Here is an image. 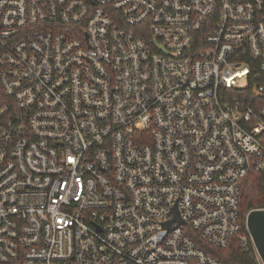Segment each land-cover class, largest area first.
<instances>
[{
  "label": "built area",
  "instance_id": "obj_1",
  "mask_svg": "<svg viewBox=\"0 0 264 264\" xmlns=\"http://www.w3.org/2000/svg\"><path fill=\"white\" fill-rule=\"evenodd\" d=\"M252 170L264 0H0V264H226Z\"/></svg>",
  "mask_w": 264,
  "mask_h": 264
},
{
  "label": "trees",
  "instance_id": "obj_2",
  "mask_svg": "<svg viewBox=\"0 0 264 264\" xmlns=\"http://www.w3.org/2000/svg\"><path fill=\"white\" fill-rule=\"evenodd\" d=\"M240 89L234 88L232 92H238ZM242 92V91H241ZM240 92V93H241ZM239 193V211L244 215L249 209L264 207V173L255 170L247 173L240 180ZM245 233V227L241 230ZM196 242L212 255H216L226 264H257L256 254L251 241L248 243V250H245L238 237L231 236V240L226 247H212L206 241L199 237L198 232H192Z\"/></svg>",
  "mask_w": 264,
  "mask_h": 264
},
{
  "label": "water",
  "instance_id": "obj_3",
  "mask_svg": "<svg viewBox=\"0 0 264 264\" xmlns=\"http://www.w3.org/2000/svg\"><path fill=\"white\" fill-rule=\"evenodd\" d=\"M174 220L177 222H184L179 218L178 211L174 209ZM246 228L249 236L252 239L255 252L258 254L261 264H264V208H252L249 209L246 216ZM168 221L165 225H169Z\"/></svg>",
  "mask_w": 264,
  "mask_h": 264
},
{
  "label": "rangeland",
  "instance_id": "obj_4",
  "mask_svg": "<svg viewBox=\"0 0 264 264\" xmlns=\"http://www.w3.org/2000/svg\"><path fill=\"white\" fill-rule=\"evenodd\" d=\"M256 208H264V207H256ZM243 218H244V215H241V214H240V219H239V220H240V223H241V224L244 223ZM186 226H188V225H186Z\"/></svg>",
  "mask_w": 264,
  "mask_h": 264
}]
</instances>
